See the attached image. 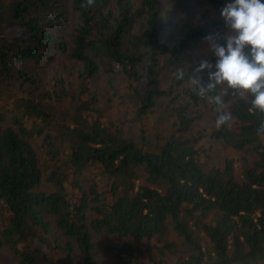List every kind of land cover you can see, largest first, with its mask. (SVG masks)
Wrapping results in <instances>:
<instances>
[{
  "label": "trees",
  "instance_id": "trees-1",
  "mask_svg": "<svg viewBox=\"0 0 264 264\" xmlns=\"http://www.w3.org/2000/svg\"><path fill=\"white\" fill-rule=\"evenodd\" d=\"M227 2L0 0L11 264H99L103 235L119 264H264V112L218 87L232 120L217 128L189 85L199 59L215 60L204 37L227 31ZM116 99L135 136L108 114ZM205 140L251 155L239 171L230 155L209 160Z\"/></svg>",
  "mask_w": 264,
  "mask_h": 264
},
{
  "label": "clouds",
  "instance_id": "clouds-1",
  "mask_svg": "<svg viewBox=\"0 0 264 264\" xmlns=\"http://www.w3.org/2000/svg\"><path fill=\"white\" fill-rule=\"evenodd\" d=\"M94 3L95 0H86L82 6ZM220 15L227 29L225 34L204 37L214 62L199 59L189 76V85L196 95L216 105L217 128L232 120L231 113L224 111L223 95H210L218 87L224 95L227 90H233L241 97L251 96V108L264 112V0H231L222 7ZM204 73H207L206 80ZM174 75L182 80L185 71L178 68ZM257 131L264 133V123Z\"/></svg>",
  "mask_w": 264,
  "mask_h": 264
},
{
  "label": "rangeland",
  "instance_id": "rangeland-1",
  "mask_svg": "<svg viewBox=\"0 0 264 264\" xmlns=\"http://www.w3.org/2000/svg\"><path fill=\"white\" fill-rule=\"evenodd\" d=\"M108 114L112 117L114 123L117 126L122 127L127 134H131L132 131H134L135 136V127L131 121L132 114L131 112H127V110L124 108V105L120 103L118 99L115 100L113 105L108 108ZM209 116V113H203L201 118H206ZM164 123L166 125L171 124V121L168 119H164ZM205 147L208 148V153L205 155L206 157H209V160L219 163L225 155H230L232 157H235L237 160V168L240 171L241 166L240 163L246 162V157H249L251 153L246 152H237L233 149L225 148L220 143L211 142L209 140H205ZM213 143V144H212ZM47 186V185H45ZM99 245V254H98V261L99 264H119V261L117 262V257L114 254V251L110 249V246L115 247V241L107 235L101 236V240L98 243ZM0 258L5 264H11L10 257L3 252H0ZM173 260V259H172ZM42 264H47L45 260H42Z\"/></svg>",
  "mask_w": 264,
  "mask_h": 264
}]
</instances>
